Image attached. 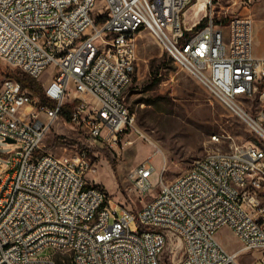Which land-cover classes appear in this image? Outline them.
<instances>
[{"label": "built area", "instance_id": "2783aa9c", "mask_svg": "<svg viewBox=\"0 0 264 264\" xmlns=\"http://www.w3.org/2000/svg\"><path fill=\"white\" fill-rule=\"evenodd\" d=\"M194 1L102 0L95 9L97 0H0V59L35 78L53 104L13 76L0 80V136L21 143L0 178V264H240L242 255L264 264L259 145L207 153L160 180L136 210L86 179L96 171L87 148L113 147L132 126L126 96L142 31L264 138V56L253 53L252 18L216 19L210 10L187 26L184 11ZM67 102L69 124L86 147L55 155L44 139ZM154 173L147 156L129 172L131 187L147 194ZM222 227L237 237L238 249L217 239Z\"/></svg>", "mask_w": 264, "mask_h": 264}, {"label": "rangeland", "instance_id": "374dc122", "mask_svg": "<svg viewBox=\"0 0 264 264\" xmlns=\"http://www.w3.org/2000/svg\"><path fill=\"white\" fill-rule=\"evenodd\" d=\"M194 2L187 6L189 11L184 12L185 23L193 18ZM211 3L212 6L208 4L198 16L211 10L216 19H228L233 15L252 18L253 53L263 57L264 0H211ZM101 6L102 0H97L95 9ZM135 47V72L126 96L129 113L133 116L132 126L117 137L113 147L100 142L87 148V154L96 164V171L86 174L88 182L103 188L111 200L136 210L155 194L160 180H172L209 152H228L235 146L247 144L264 148V140L236 113L215 100L149 32L142 31L135 36ZM19 72L0 59V80ZM48 77L44 73L41 80ZM254 105L253 112L258 108V104ZM213 135L219 140L212 139ZM56 136L62 138L56 142ZM84 140L75 127L59 118L44 144L53 154L62 155L84 148ZM20 148V142H7L0 136V178L10 170L14 158L20 155ZM147 156H150L155 173L151 176V190L140 195L131 187L128 174ZM164 162L166 167L162 171ZM130 228L136 230L138 224L133 221ZM216 237L229 251L240 247L237 237L227 227L217 230ZM179 256L177 253V258ZM253 258V255H242L239 262L248 264Z\"/></svg>", "mask_w": 264, "mask_h": 264}, {"label": "trees", "instance_id": "16d2710c", "mask_svg": "<svg viewBox=\"0 0 264 264\" xmlns=\"http://www.w3.org/2000/svg\"><path fill=\"white\" fill-rule=\"evenodd\" d=\"M200 23H197L196 25H194V27L195 28L199 27L201 25ZM14 77L17 79V81L21 84L23 88H27L33 91L40 98L41 102H46L49 103L50 105H53L52 102L46 98V96L42 91V87L40 83L35 78L21 71ZM71 107L72 104L68 102L64 103L58 114L61 119H63L65 122L68 123L70 121ZM61 138H62L61 136H56V142ZM111 165L114 168L113 162H111Z\"/></svg>", "mask_w": 264, "mask_h": 264}, {"label": "bare ground", "instance_id": "6f19581e", "mask_svg": "<svg viewBox=\"0 0 264 264\" xmlns=\"http://www.w3.org/2000/svg\"><path fill=\"white\" fill-rule=\"evenodd\" d=\"M208 0H196L194 3H193V6L194 9L192 11V16L194 20H189V22H186L185 24L187 26H190L192 25L200 16L199 13L202 11V10H206V3H207ZM186 11V9H185ZM184 11V12H185ZM189 17V16H188ZM177 62H185V55H177ZM264 140V138H262ZM253 192V185H246L245 186V193H252Z\"/></svg>", "mask_w": 264, "mask_h": 264}, {"label": "water", "instance_id": "95a60500", "mask_svg": "<svg viewBox=\"0 0 264 264\" xmlns=\"http://www.w3.org/2000/svg\"><path fill=\"white\" fill-rule=\"evenodd\" d=\"M5 141H7V142H12V140L11 139H9V138H6V140Z\"/></svg>", "mask_w": 264, "mask_h": 264}, {"label": "crops", "instance_id": "0c3cea01", "mask_svg": "<svg viewBox=\"0 0 264 264\" xmlns=\"http://www.w3.org/2000/svg\"><path fill=\"white\" fill-rule=\"evenodd\" d=\"M192 6H193V5H192ZM192 6H191V7H192ZM189 9H190V7H188V8L186 9V11H185V12L187 13V12L189 11Z\"/></svg>", "mask_w": 264, "mask_h": 264}]
</instances>
